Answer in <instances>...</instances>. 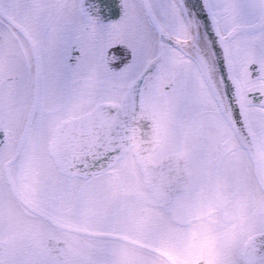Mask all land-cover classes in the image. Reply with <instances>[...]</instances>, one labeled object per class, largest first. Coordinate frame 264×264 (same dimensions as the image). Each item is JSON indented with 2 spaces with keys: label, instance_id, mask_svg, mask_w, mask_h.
Wrapping results in <instances>:
<instances>
[{
  "label": "snow or ice",
  "instance_id": "snow-or-ice-1",
  "mask_svg": "<svg viewBox=\"0 0 264 264\" xmlns=\"http://www.w3.org/2000/svg\"><path fill=\"white\" fill-rule=\"evenodd\" d=\"M245 7L244 0L235 11L225 0H0V153L19 142L40 163L71 156L101 132H126L177 90L188 65L217 88L238 84L243 100L255 54L253 37L237 30ZM251 27L264 50V14ZM254 66L264 87V55Z\"/></svg>",
  "mask_w": 264,
  "mask_h": 264
},
{
  "label": "flooded vegetation",
  "instance_id": "flooded-vegetation-1",
  "mask_svg": "<svg viewBox=\"0 0 264 264\" xmlns=\"http://www.w3.org/2000/svg\"><path fill=\"white\" fill-rule=\"evenodd\" d=\"M225 3L235 11L238 0ZM244 3L237 30L253 37L255 50L244 103L264 162V87L254 66L264 50L251 27L264 0ZM195 78V66H186L173 93L184 97ZM224 106L221 125L201 124V135L213 138L197 144L204 166L196 174L184 144L166 155L161 146L152 154L133 147L91 176L64 171L55 156L32 163L19 142L0 153V264H247L246 243L264 233V192ZM223 126L234 133L233 145ZM238 150L245 164L224 171ZM181 175L187 190L170 197L166 190Z\"/></svg>",
  "mask_w": 264,
  "mask_h": 264
},
{
  "label": "water",
  "instance_id": "water-1",
  "mask_svg": "<svg viewBox=\"0 0 264 264\" xmlns=\"http://www.w3.org/2000/svg\"><path fill=\"white\" fill-rule=\"evenodd\" d=\"M219 74L216 75V78ZM233 79L235 80V74H233ZM211 83L215 93H217L219 99L225 105L230 119L233 122L238 135L240 136L250 160L253 165L255 176L259 182V185L264 190V165L262 162L261 153L257 141L255 140L254 132L250 126L248 120V114L246 111L244 99L241 100V93L239 86H233L231 82H226V84H220L222 88V93L213 85L211 78H208ZM227 91L228 95H225ZM224 96V98H222ZM136 127V134L139 139L145 138V142L142 141L144 150L155 151L161 143L160 129L158 126V121L150 116L149 114L145 116H140L135 125L130 126ZM151 130V135L145 136L147 130ZM246 129V130H245ZM247 134H245V132ZM134 134V132H133ZM133 134L127 131H119L114 135H109L107 132H101L98 139H95L92 143L88 144L87 147H82L75 151L71 156H55L66 172H74L75 174H82L85 176L93 175L99 172H103L110 168L122 155L128 152L132 148L133 144ZM133 140H132V139ZM77 163L75 167L70 162ZM177 165H179V159L173 160ZM167 163H171L169 160ZM76 168V169H74ZM78 168V169H77ZM263 234H258L251 238L246 243L245 256L247 258L248 264H254V256L252 254V244L255 239H263Z\"/></svg>",
  "mask_w": 264,
  "mask_h": 264
},
{
  "label": "rangeland",
  "instance_id": "rangeland-1",
  "mask_svg": "<svg viewBox=\"0 0 264 264\" xmlns=\"http://www.w3.org/2000/svg\"><path fill=\"white\" fill-rule=\"evenodd\" d=\"M174 97H167L164 101L165 117L162 118L163 134L161 136V153L171 154L175 151H181L180 145L184 144L187 148L188 169L195 173L202 169L204 161L199 156V145L204 139L213 138L210 132H204L202 123L208 127H214L215 123L221 125L222 116L219 101L217 100L209 81L199 78L191 79L188 82V91L184 97L174 94ZM223 134L228 144L235 143V135L232 130L223 126ZM207 136V137H206ZM242 150L236 152V156L225 160L224 171H236L245 164V158L241 155ZM200 179L199 181H201ZM204 181V180H202Z\"/></svg>",
  "mask_w": 264,
  "mask_h": 264
},
{
  "label": "bare ground",
  "instance_id": "bare-ground-1",
  "mask_svg": "<svg viewBox=\"0 0 264 264\" xmlns=\"http://www.w3.org/2000/svg\"><path fill=\"white\" fill-rule=\"evenodd\" d=\"M217 82H218V77H217ZM217 89L220 90L221 93L223 92L222 88H221V85H219V87ZM174 94H176V93H170V94H167V95H162L160 97V99L156 102L155 106L150 111H146L144 114H142V116H145V115L149 114L150 116H152L153 118H155L158 121V126H159V129H160V135H161V131L163 130V127H164V125L162 127L161 121H162V118L165 117V110H166L165 108L168 109L167 106L166 107L164 106V101H165V99L168 96L169 97H174L173 96ZM176 95H179V96L183 97L179 93L176 94ZM222 98H224V96H222ZM248 120H249V118H248ZM249 123H250V120H249ZM136 131H137V129L134 126L132 127V129H131V127L128 128V132L130 134H133V132H134V134H133L134 141H133L132 147H134L135 149H138V151L140 153H142V154L143 153L152 154L154 152L153 150H148V151L144 150V147L142 145V141L145 142V138L142 137L141 139H139L138 138L139 136L136 134ZM247 132L248 131H246L245 134H247ZM149 135H151L150 128L145 133V136H149ZM253 136H254L255 140L258 141L257 137L255 135H253ZM126 154H127V152L123 156H125ZM186 190H187L186 189V181L183 178V176L181 175L179 178H177L176 182L174 181L173 183L170 184V186L166 190V193H167V195L172 197L173 193H174V196H175V193H182V192H185ZM251 246H252V254L254 256V261H253L254 264H264V238L263 239H255L254 243Z\"/></svg>",
  "mask_w": 264,
  "mask_h": 264
}]
</instances>
